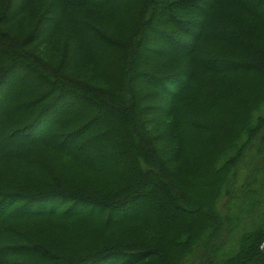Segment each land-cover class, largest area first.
Wrapping results in <instances>:
<instances>
[{
    "label": "trees",
    "instance_id": "16d2710c",
    "mask_svg": "<svg viewBox=\"0 0 264 264\" xmlns=\"http://www.w3.org/2000/svg\"><path fill=\"white\" fill-rule=\"evenodd\" d=\"M47 7L63 21L105 13L125 30L87 24L112 62L107 87L65 64L34 71L0 35V86L17 70L42 85L0 130V264H264V0H50L35 17ZM20 149L27 165L36 151L63 153L102 185L10 178Z\"/></svg>",
    "mask_w": 264,
    "mask_h": 264
},
{
    "label": "rangeland",
    "instance_id": "374dc122",
    "mask_svg": "<svg viewBox=\"0 0 264 264\" xmlns=\"http://www.w3.org/2000/svg\"><path fill=\"white\" fill-rule=\"evenodd\" d=\"M29 1L30 3L27 6ZM48 1L50 0H0V35L4 38H10L12 42H15L16 48H21L25 52L26 58H30L35 62L26 60L29 64L31 63L30 67L34 71L37 64L39 66L43 65L52 72H57L58 66L64 67L60 64H65L68 67L66 74L74 80H81L95 87H107L113 83L114 79L111 75L112 62L108 56L100 55L99 47L91 42L92 38L88 35L87 24L91 26L92 23H98L103 28H106L107 25H114L120 31H124L125 22L118 20L113 23L114 18L108 14L84 12L80 8L71 12L69 18L63 21L61 17H51L54 7H47L46 11L43 12V18L37 19L35 17L36 11L38 9L42 10ZM58 18L60 19L58 29L54 26L45 27V20L49 19L55 22L58 21ZM159 46L152 39L149 40L148 48H158ZM13 75L12 79L10 75L8 82L0 86V92L7 91L0 98V106H3L2 111L0 110V118H2L0 120V130L8 128L16 119L22 120L25 117L24 113H18L19 110L16 107L20 101L29 99V96L39 85L36 76H29L18 70ZM39 87H42V85H39ZM29 92H31L30 95ZM156 94L160 96L161 92L157 91ZM18 95L20 100L17 101ZM155 103L161 105L158 102ZM76 108L75 104L70 106L71 113H75ZM59 120L56 124L54 121L49 127V129L52 127L49 132L53 140L66 131L65 126L59 124ZM159 122L147 127L150 130L149 132L153 133V136H159L165 129L166 123L164 121ZM41 123L37 121L35 125L38 126L39 124L40 126ZM56 141L59 140L56 139ZM157 146L161 149L163 144L158 145L157 143ZM79 147L86 150L89 143H81ZM22 150H18L8 161L9 163L5 162L8 165L5 174L9 175L10 178L16 177L20 181L27 178L34 184L37 183L41 186L67 183L76 190L85 188L89 192H95L102 185V181L97 176L75 166L63 153L56 154L39 150L35 154L38 162L33 158L32 163L27 165L30 153L27 155L19 152ZM100 152V154L103 153L102 150ZM92 157L94 156L88 154L87 158L92 159Z\"/></svg>",
    "mask_w": 264,
    "mask_h": 264
},
{
    "label": "water",
    "instance_id": "95a60500",
    "mask_svg": "<svg viewBox=\"0 0 264 264\" xmlns=\"http://www.w3.org/2000/svg\"><path fill=\"white\" fill-rule=\"evenodd\" d=\"M262 254H263V257H264V242L262 244Z\"/></svg>",
    "mask_w": 264,
    "mask_h": 264
}]
</instances>
